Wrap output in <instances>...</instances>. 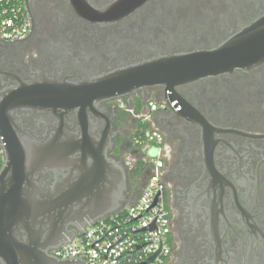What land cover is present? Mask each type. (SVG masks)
<instances>
[{
  "label": "flooded vegetation",
  "instance_id": "flooded-vegetation-1",
  "mask_svg": "<svg viewBox=\"0 0 264 264\" xmlns=\"http://www.w3.org/2000/svg\"><path fill=\"white\" fill-rule=\"evenodd\" d=\"M117 1L24 0L28 34L0 39L5 145L44 141L60 125L109 138L107 157L126 176L123 206L137 199L151 168L134 138L143 127L156 132L171 227L165 264H264V64L174 89L115 93L62 118L22 104L32 83L90 82L159 55L211 49L264 14V0H146L113 22L86 16V8L104 11ZM149 102L157 108L143 121ZM52 181V174L37 177Z\"/></svg>",
  "mask_w": 264,
  "mask_h": 264
},
{
  "label": "water",
  "instance_id": "water-1",
  "mask_svg": "<svg viewBox=\"0 0 264 264\" xmlns=\"http://www.w3.org/2000/svg\"><path fill=\"white\" fill-rule=\"evenodd\" d=\"M145 1L119 0L104 11L86 8L85 13L95 22H113ZM263 64L264 14L211 49L159 55L90 82L32 83L22 104L38 112H57L62 118L70 112L84 113L95 101L115 93L126 96L154 85L174 89ZM108 146L109 138H91L85 131L77 136L61 125L44 141L4 143L0 264H86L78 258H55L48 252L122 207L126 176L123 167L107 157ZM45 174H52L51 184L37 182L38 175Z\"/></svg>",
  "mask_w": 264,
  "mask_h": 264
},
{
  "label": "built area",
  "instance_id": "built-area-1",
  "mask_svg": "<svg viewBox=\"0 0 264 264\" xmlns=\"http://www.w3.org/2000/svg\"><path fill=\"white\" fill-rule=\"evenodd\" d=\"M30 26L24 0H0V39H23ZM156 108L155 102H149L147 113L140 115L142 120L148 121L149 114ZM134 143L151 165L137 199L76 232L72 239L52 249V256L78 258L86 264H165L172 244L170 221L162 197L161 139L156 132L140 129ZM149 152L154 155L149 156ZM0 161H4L1 135Z\"/></svg>",
  "mask_w": 264,
  "mask_h": 264
},
{
  "label": "trees",
  "instance_id": "trees-1",
  "mask_svg": "<svg viewBox=\"0 0 264 264\" xmlns=\"http://www.w3.org/2000/svg\"><path fill=\"white\" fill-rule=\"evenodd\" d=\"M143 129H145V130H146V128H145V127H143ZM137 135H139V132H137ZM1 166H2V162L0 161V168H1Z\"/></svg>",
  "mask_w": 264,
  "mask_h": 264
},
{
  "label": "rangeland",
  "instance_id": "rangeland-1",
  "mask_svg": "<svg viewBox=\"0 0 264 264\" xmlns=\"http://www.w3.org/2000/svg\"><path fill=\"white\" fill-rule=\"evenodd\" d=\"M151 153H152V152H149V156H151Z\"/></svg>",
  "mask_w": 264,
  "mask_h": 264
}]
</instances>
